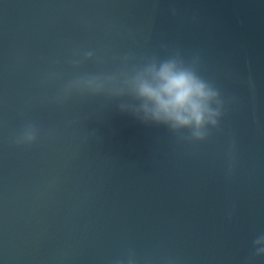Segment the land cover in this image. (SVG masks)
<instances>
[{
  "label": "water",
  "instance_id": "95a60500",
  "mask_svg": "<svg viewBox=\"0 0 264 264\" xmlns=\"http://www.w3.org/2000/svg\"><path fill=\"white\" fill-rule=\"evenodd\" d=\"M176 51L224 100L204 142L58 99ZM260 235L264 0H0V264H245Z\"/></svg>",
  "mask_w": 264,
  "mask_h": 264
},
{
  "label": "clouds",
  "instance_id": "9594fccd",
  "mask_svg": "<svg viewBox=\"0 0 264 264\" xmlns=\"http://www.w3.org/2000/svg\"><path fill=\"white\" fill-rule=\"evenodd\" d=\"M84 55L91 59L93 53ZM132 58L126 55L123 59L127 62ZM198 64V57L185 60L179 51L163 59L152 56L119 74L74 79L58 99H66L73 91L119 99L120 110L142 123L164 126L180 141L204 142L212 135L211 129L219 128L224 100L219 88L200 74ZM37 139L38 129L29 122L14 143L31 146ZM253 245V256L245 264L264 257V235Z\"/></svg>",
  "mask_w": 264,
  "mask_h": 264
}]
</instances>
